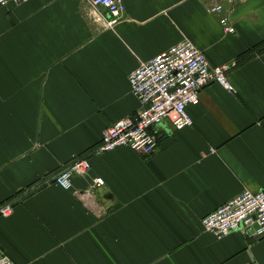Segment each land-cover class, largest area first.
Masks as SVG:
<instances>
[{
    "label": "crops",
    "instance_id": "0c3cea01",
    "mask_svg": "<svg viewBox=\"0 0 264 264\" xmlns=\"http://www.w3.org/2000/svg\"><path fill=\"white\" fill-rule=\"evenodd\" d=\"M112 28L85 0H30L0 11V256L15 264H264V239H217L202 221L244 191L264 193V0H123ZM230 2L228 33L211 13ZM190 40L235 93L210 85L194 125L151 128V157L94 155L134 118L129 77ZM77 158L88 175L42 186ZM105 185L95 188V179Z\"/></svg>",
    "mask_w": 264,
    "mask_h": 264
},
{
    "label": "built area",
    "instance_id": "2783aa9c",
    "mask_svg": "<svg viewBox=\"0 0 264 264\" xmlns=\"http://www.w3.org/2000/svg\"><path fill=\"white\" fill-rule=\"evenodd\" d=\"M30 0H0V11L9 6H20ZM93 9H105L110 20L106 25L114 27L125 14L127 8L123 0H85ZM221 5L211 8L213 15H219ZM220 25L228 33L227 18L219 19ZM231 66L213 67L204 53L192 41L185 40L170 50L142 64L129 77L132 95L140 103L134 118H125L108 128L94 155L110 153L125 147L144 156L151 157L158 147V139L151 128L169 121L174 129H184L194 125L188 112L189 107L200 103L201 91L210 85H220L229 93H235L229 82ZM92 170L90 159L77 158L56 177L48 179L42 186L56 185L66 191L73 188L72 180L85 176ZM105 185L102 178L95 179V188ZM15 202L0 206V217H9ZM203 231L217 239H225L233 233L243 237L264 239V193L244 191L235 199L222 205L202 221ZM0 264H15L9 256H0ZM259 264V263H254Z\"/></svg>",
    "mask_w": 264,
    "mask_h": 264
},
{
    "label": "water",
    "instance_id": "95a60500",
    "mask_svg": "<svg viewBox=\"0 0 264 264\" xmlns=\"http://www.w3.org/2000/svg\"><path fill=\"white\" fill-rule=\"evenodd\" d=\"M230 9V2H225L222 12L218 15L219 18H224Z\"/></svg>",
    "mask_w": 264,
    "mask_h": 264
}]
</instances>
